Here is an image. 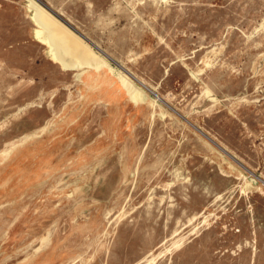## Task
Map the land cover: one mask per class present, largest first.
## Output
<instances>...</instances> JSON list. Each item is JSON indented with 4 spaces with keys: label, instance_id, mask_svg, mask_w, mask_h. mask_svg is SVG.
I'll list each match as a JSON object with an SVG mask.
<instances>
[{
    "label": "rangeland",
    "instance_id": "rangeland-1",
    "mask_svg": "<svg viewBox=\"0 0 264 264\" xmlns=\"http://www.w3.org/2000/svg\"><path fill=\"white\" fill-rule=\"evenodd\" d=\"M0 264H264V0H0Z\"/></svg>",
    "mask_w": 264,
    "mask_h": 264
},
{
    "label": "bare ground",
    "instance_id": "bare-ground-1",
    "mask_svg": "<svg viewBox=\"0 0 264 264\" xmlns=\"http://www.w3.org/2000/svg\"><path fill=\"white\" fill-rule=\"evenodd\" d=\"M54 23H52V27L55 28L57 30V35H59V40H61V43L64 45V47H72L73 48V51L76 53V54H83L86 53L87 51H85L83 49V51L77 46V45H74L73 44V41H72V36L71 34L67 31L66 28L62 27L58 22L56 21H53ZM66 47V48H67ZM71 53V52H70ZM92 53V52H91ZM86 56V55H84ZM95 56V55H94ZM102 58V57H101ZM85 60V59H84ZM87 63V62H86ZM94 66V65H93ZM91 68V67H90ZM98 72H100V68H92L91 69H88L87 71H84L83 73V76L87 79V82L85 83V86H86V90H85V93H81L82 95L86 96V98H91L92 94H93V87H92V82L94 83V80L98 77ZM90 80V82H89ZM127 88V87H126ZM135 89V88H134ZM125 91V89H124ZM129 93H132V91H129ZM100 94V93H99ZM98 95V94H97ZM100 96H103L102 94ZM118 124V123H117ZM56 126V125H55ZM58 127V126H57ZM55 128V127H54ZM51 130V129H50ZM106 134V133H105ZM3 153V152H2ZM9 153V152H8ZM86 158V157H85ZM87 164V163H86ZM89 164V163H88ZM88 167V166H86ZM90 168V167H89ZM70 193V192H69ZM5 208V207H4Z\"/></svg>",
    "mask_w": 264,
    "mask_h": 264
}]
</instances>
